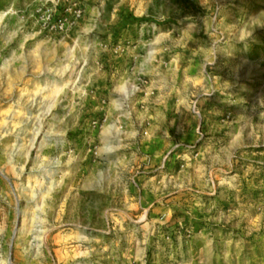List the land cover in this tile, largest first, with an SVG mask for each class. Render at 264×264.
Instances as JSON below:
<instances>
[{"label": "rangeland", "instance_id": "1", "mask_svg": "<svg viewBox=\"0 0 264 264\" xmlns=\"http://www.w3.org/2000/svg\"><path fill=\"white\" fill-rule=\"evenodd\" d=\"M0 264H264V0H0Z\"/></svg>", "mask_w": 264, "mask_h": 264}]
</instances>
